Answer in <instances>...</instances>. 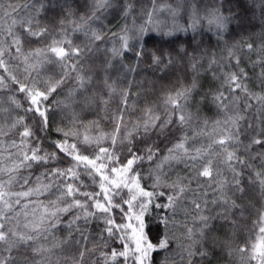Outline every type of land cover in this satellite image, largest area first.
I'll use <instances>...</instances> for the list:
<instances>
[{
    "label": "clouds",
    "instance_id": "clouds-1",
    "mask_svg": "<svg viewBox=\"0 0 264 264\" xmlns=\"http://www.w3.org/2000/svg\"><path fill=\"white\" fill-rule=\"evenodd\" d=\"M0 264H264V0H0Z\"/></svg>",
    "mask_w": 264,
    "mask_h": 264
},
{
    "label": "snow or ice",
    "instance_id": "snow-or-ice-1",
    "mask_svg": "<svg viewBox=\"0 0 264 264\" xmlns=\"http://www.w3.org/2000/svg\"><path fill=\"white\" fill-rule=\"evenodd\" d=\"M59 51V50H58Z\"/></svg>",
    "mask_w": 264,
    "mask_h": 264
}]
</instances>
